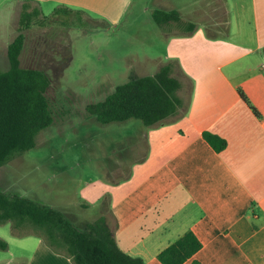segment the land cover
Segmentation results:
<instances>
[{
    "label": "crops",
    "instance_id": "obj_1",
    "mask_svg": "<svg viewBox=\"0 0 264 264\" xmlns=\"http://www.w3.org/2000/svg\"><path fill=\"white\" fill-rule=\"evenodd\" d=\"M22 1L15 2L20 7ZM32 1L114 24L130 2ZM161 5L195 24L189 33L157 28L159 56H146L159 60L152 72L172 63L184 112L167 123L132 126L129 150L112 151L115 163L99 168L104 176L79 182L71 196L47 194L43 204L78 227L105 216L119 248L143 264H161L157 253L187 230L201 247L181 264H264V0H159ZM12 38L4 41V54ZM205 131L225 146L213 150ZM6 229L0 225L7 253L0 264H71L39 237Z\"/></svg>",
    "mask_w": 264,
    "mask_h": 264
},
{
    "label": "rangeland",
    "instance_id": "obj_2",
    "mask_svg": "<svg viewBox=\"0 0 264 264\" xmlns=\"http://www.w3.org/2000/svg\"><path fill=\"white\" fill-rule=\"evenodd\" d=\"M15 1L0 0V71L7 68L3 43L18 33L20 7ZM188 1L174 0L176 5ZM168 8L159 6V0H130L123 18L114 24L92 13H65L53 3L41 5L23 32L20 64L48 75L45 93L52 122L37 132L31 149L0 167L6 191L40 203L51 193L71 196L79 182L104 176L99 168L115 163L113 150H129L125 144L128 136L135 137L132 126L140 125L139 120L102 124L83 107L103 99L128 74L154 70L159 60L146 56H159L160 47L150 12ZM6 256L0 250V261Z\"/></svg>",
    "mask_w": 264,
    "mask_h": 264
},
{
    "label": "trees",
    "instance_id": "obj_3",
    "mask_svg": "<svg viewBox=\"0 0 264 264\" xmlns=\"http://www.w3.org/2000/svg\"><path fill=\"white\" fill-rule=\"evenodd\" d=\"M33 3L32 0L21 3L18 33L6 46L7 68L0 71V167L31 149L37 132L52 122L45 93L48 75L41 69L20 64L23 32L40 13ZM56 10L66 13L71 9L56 7ZM150 18L157 28L175 27L189 33L195 27L176 9H153ZM172 71L173 65L167 61L151 74L130 73L103 99L86 103L83 109L102 124L133 118L151 127L172 121L186 108L178 96L181 82ZM202 137L215 151L225 146L224 139L210 132H203ZM4 185L0 177V225L8 224L12 235H35L71 264H143L141 258L119 248L105 216H97L78 227L58 209L6 191ZM200 247V241L187 230L161 249L156 258L161 264H181ZM0 250H6V242L1 238ZM189 264L198 262L192 260Z\"/></svg>",
    "mask_w": 264,
    "mask_h": 264
},
{
    "label": "water",
    "instance_id": "obj_4",
    "mask_svg": "<svg viewBox=\"0 0 264 264\" xmlns=\"http://www.w3.org/2000/svg\"><path fill=\"white\" fill-rule=\"evenodd\" d=\"M262 53H263V50H262ZM263 55H264V53H263Z\"/></svg>",
    "mask_w": 264,
    "mask_h": 264
}]
</instances>
